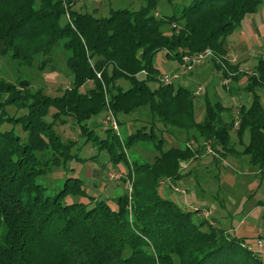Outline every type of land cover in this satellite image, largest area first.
<instances>
[{"label": "trees", "instance_id": "1", "mask_svg": "<svg viewBox=\"0 0 264 264\" xmlns=\"http://www.w3.org/2000/svg\"><path fill=\"white\" fill-rule=\"evenodd\" d=\"M154 2L145 0L136 11L111 10L106 18H94L71 11L69 0H0V56L29 64L36 54L59 47L67 55L64 67L72 78L56 98L28 91L27 82L0 80V264H264L241 241L219 230L202 231L204 224L192 220L194 212L159 195L157 181L177 179L178 164L193 155L187 148L163 150V141L155 142L142 129L119 141L106 128L104 138L93 140L110 165L124 160L127 166L130 193L109 201L115 209L107 200L91 197L86 204L65 203L67 196L84 195L79 179H65L55 194L37 181L45 168L70 158L72 144L55 134L56 122L69 118L80 135H89L86 122L105 111L117 117L145 108L151 121L194 131L232 153L230 126L221 122L227 109L205 98L204 118L195 124L192 95L186 88L162 85L152 65L159 52L181 64L184 56L207 49L220 59L216 68L223 77L246 78L244 91L251 99L237 109L235 134L240 154L264 179V113L256 94L264 90V59L256 61L249 76L222 59L223 38L245 15L253 14L261 0H191L171 16L154 15ZM118 80L128 87H114ZM87 82L93 88L80 91ZM9 107L22 113L9 114ZM244 133L247 142L242 145ZM139 141L154 143L157 156L151 165L126 157L124 150ZM42 152L49 153V161L39 162L37 154Z\"/></svg>", "mask_w": 264, "mask_h": 264}, {"label": "rangeland", "instance_id": "2", "mask_svg": "<svg viewBox=\"0 0 264 264\" xmlns=\"http://www.w3.org/2000/svg\"><path fill=\"white\" fill-rule=\"evenodd\" d=\"M145 0H69L73 12L91 15L94 18H106L111 10L128 9L136 11L144 6ZM191 0H155L153 13L159 16H171ZM225 52L222 59L230 66L249 76L253 73L258 59H264V0L257 6L255 12L245 15L239 26L223 38ZM67 55L54 47L49 52L33 56L29 64L16 63L7 56H0V80L16 84L27 82L30 92L39 90L43 97H60L62 92L70 87L71 76H67L64 62ZM217 58H207L193 67L180 68L182 63L168 60L163 52L157 53L152 59V65L158 77L173 74L177 79L171 83L174 89L186 88L192 93L200 88V95L192 96V118L195 124L204 118V99L211 103H219L227 109L221 115V122L230 126L229 145L233 152H223L214 141H206L198 137L194 131L185 132L171 127H165L157 121H151L145 108L130 115H118L111 118L115 129L111 127V119L107 111L90 118L86 122L89 135H80L79 129L71 119L60 118L53 130L63 143H71L70 158L58 167H47L37 180L49 193H56L67 178H76L82 182L84 195L67 196L65 203L86 204L88 198L107 200L111 209L114 203L109 201L115 194L130 193V179L127 177V166L120 160L114 166L108 162L105 152L96 150L94 138H104L106 128L111 129L119 141L133 134L136 129L149 133L153 140H162V149L187 148L193 156L190 161L178 164V178H162L157 181V192L169 201L174 202L183 211L194 212L193 222L204 224L202 231L219 230L228 238L241 241L244 248L259 256L264 263V254L257 253L256 244H264V179L258 175L255 166L248 163V158L242 156V146L238 144L235 134L237 125V109L247 107L250 95L244 91L246 78L237 81L223 77L216 68ZM222 67V66H221ZM184 70V71H183ZM222 70V69H221ZM98 78V76H97ZM138 78H142L139 75ZM226 81V85L222 83ZM162 84V83H161ZM92 82L85 83L80 91L93 88ZM122 90L128 87L124 80H118L114 87ZM155 89L156 85H149ZM113 87V88H114ZM113 91V89H112ZM114 92V91H113ZM260 107L264 113V90H258ZM108 96H105V100ZM9 114L20 115L11 107ZM52 112V111H50ZM117 121H121L118 125ZM9 130L11 126L3 125ZM14 132L23 137L19 127ZM87 141V142H86ZM247 142V134L241 137V144ZM154 143L139 141L130 149L124 150L131 161L152 164L157 153L152 148ZM39 162L49 161V153H38Z\"/></svg>", "mask_w": 264, "mask_h": 264}, {"label": "built area", "instance_id": "3", "mask_svg": "<svg viewBox=\"0 0 264 264\" xmlns=\"http://www.w3.org/2000/svg\"><path fill=\"white\" fill-rule=\"evenodd\" d=\"M67 18V17H66ZM212 53L207 49V50H204L203 52H201L200 54L194 56V57H191V58H188V57H183L182 58V66L180 65V68L183 69L185 66H187V69L189 67H193L195 65H198L200 64L201 62L205 61L207 58H212ZM184 71V70H183ZM177 79V76L176 75H173V74H167V75H164V76H161L160 77V82L162 83V85L164 86H167V85H171V83L173 81H175ZM226 81H224L222 83V85H226ZM200 92H201V89L200 88H197L193 93H192V96L193 97H197L200 95ZM107 116L109 118V120L111 119V127L113 130L115 129V124H114V121L113 119L111 118V114L107 111ZM237 127V125H236ZM256 249H257V253H263L264 254V244H260V243H257L256 244Z\"/></svg>", "mask_w": 264, "mask_h": 264}, {"label": "crops", "instance_id": "4", "mask_svg": "<svg viewBox=\"0 0 264 264\" xmlns=\"http://www.w3.org/2000/svg\"><path fill=\"white\" fill-rule=\"evenodd\" d=\"M117 195H121L120 193H118V194H115L114 196H117Z\"/></svg>", "mask_w": 264, "mask_h": 264}]
</instances>
